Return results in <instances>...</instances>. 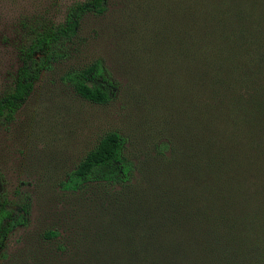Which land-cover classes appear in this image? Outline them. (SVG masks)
I'll use <instances>...</instances> for the list:
<instances>
[{
	"label": "trees",
	"instance_id": "1",
	"mask_svg": "<svg viewBox=\"0 0 264 264\" xmlns=\"http://www.w3.org/2000/svg\"><path fill=\"white\" fill-rule=\"evenodd\" d=\"M118 1L142 35L131 47L141 73L121 92L136 123L128 135L105 132L64 184L76 192L94 183V230L63 238L59 254L38 264H264V0ZM109 4L84 0L63 23L30 28L0 95V125L14 120L82 17ZM67 79L96 105L120 95L101 59ZM26 215L0 191V257Z\"/></svg>",
	"mask_w": 264,
	"mask_h": 264
},
{
	"label": "rangeland",
	"instance_id": "2",
	"mask_svg": "<svg viewBox=\"0 0 264 264\" xmlns=\"http://www.w3.org/2000/svg\"><path fill=\"white\" fill-rule=\"evenodd\" d=\"M83 1L0 0V95L13 84L30 28L63 23L68 8ZM119 5L110 0L105 14L82 17L76 35L60 46L61 57L42 72L14 120L0 125V191L14 212L27 207L26 224L8 237L0 264H38L44 254H59L56 245L63 238L94 230V183L76 192L64 184L105 132L128 135L136 123L121 92L136 79L133 73H141L142 62L132 59L131 47L142 35L122 20ZM97 59L120 86V95L107 105L80 98L67 79ZM47 231L61 236L46 241Z\"/></svg>",
	"mask_w": 264,
	"mask_h": 264
}]
</instances>
